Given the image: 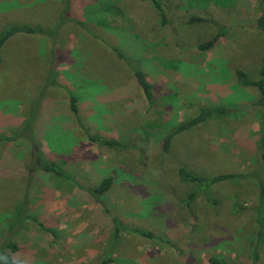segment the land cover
Masks as SVG:
<instances>
[{"label": "rangeland", "instance_id": "374dc122", "mask_svg": "<svg viewBox=\"0 0 264 264\" xmlns=\"http://www.w3.org/2000/svg\"><path fill=\"white\" fill-rule=\"evenodd\" d=\"M145 2L72 0L68 19L66 0H0V35L12 24L52 30L16 34L0 50V256L12 264H253L257 255L264 264V106L237 76L260 77L264 2L163 0L166 26L154 9L138 23L116 13ZM192 15L207 20L190 23ZM222 26L216 45L201 50ZM113 46L146 72L153 104ZM220 105L230 112L176 134L161 153V137ZM34 111L36 131L24 132ZM36 139L72 179L30 172ZM181 168L240 176L215 184L213 202ZM106 177L101 202L88 188Z\"/></svg>", "mask_w": 264, "mask_h": 264}, {"label": "trees", "instance_id": "16d2710c", "mask_svg": "<svg viewBox=\"0 0 264 264\" xmlns=\"http://www.w3.org/2000/svg\"><path fill=\"white\" fill-rule=\"evenodd\" d=\"M144 1H147L148 3L145 2L143 4H132V7L126 8L127 9L126 12L122 8V6L121 7L118 6L116 8V13L123 16L124 18L127 15L131 16L135 20V22L138 23L141 20L146 19L147 15L149 14V11H148L149 9L150 10L154 9L156 11V15H157L158 19H160V22L162 25L166 26V25L170 24V19L168 16L169 9H168L167 5L163 2V0H144ZM263 2H264V0H263ZM72 9H73L72 0H66V7H65V14H67V16H65L66 18L70 17V16H68V14L71 13ZM206 20L207 19L203 16L192 15L189 17L190 23L202 22V21H206ZM80 23H83V22H80ZM257 24H258V27L264 32V11L259 16ZM222 27L219 28V32L214 38H212L211 40H209L206 43L200 44L199 48L201 50L212 49L216 45V43L219 41V37L222 36L225 32V27L224 26H222ZM50 32H52L51 29L50 30H44L41 27L31 26V25H27V24H12V25L6 26L0 35V50L5 45V43L11 37H13L16 34H19V33L49 34ZM112 49L115 51V53L120 58L124 59L130 65V67L133 69L135 77L137 79V82H138L139 86L142 88L148 102L150 104H153L154 100H155V95L153 92V86L149 82L146 72L142 68L137 66V64L134 63L131 59H129L118 47L113 46ZM259 72H260V77L256 80L251 79L250 76L248 75V73L243 69L237 70V76H238L242 85L252 86L258 90L259 94H258V98H257L256 103L258 105L264 106V55L261 59ZM51 83L53 85H59V83L56 81H53ZM78 100H79L78 97L74 93L70 92V108H71L72 112L75 114L78 112ZM230 110H231V108L225 107L222 105L203 107L201 109V111L196 116H194V117H192V118H190L184 122H181L175 128H173L171 130V132L165 134V136L163 138L161 137V141H160L161 153L164 154L170 149L172 139L176 134L181 133V132L186 131V130H189L196 125H199L203 122L208 121L211 118L222 117V116L226 115L227 113H229ZM23 128H24V132L26 130L30 129V130H32V133H35V131H36L35 111L33 112V114H31V116L29 117L28 121L26 122V124L24 125ZM19 136H22V135L13 136V137H6V139H8V140L9 139H15ZM88 137L90 140H92L94 142H98L101 145H105V146H109V147L124 148V146H125V144L121 141H118L115 139L102 138L101 136L94 135L91 133L88 134ZM1 139H4V138L0 137V140ZM30 140L32 141L31 138H30ZM34 143L29 148V156L31 157V165L29 168L30 172L35 173V174L38 172H42V173L44 172V173H50L56 177L72 179V176L70 173H68L56 161L50 159L48 156L45 155V153L43 152V149L41 147V144L39 143V141H37V139L34 141ZM259 143H260V147L262 150V158L264 160V125H263L262 131H261ZM180 175L184 180L192 181V182L198 184V187H196V189L197 188L203 189L207 199H209L213 202H217V200H215L213 198V195H212V187L215 184L226 181V180L234 179V178L240 176L239 174H236V173H224V174H218L215 176L207 177V176L198 175V174L193 173L191 171H188L184 168L180 169ZM112 182H113L112 177H106L97 186L88 188V190L98 201L103 202L102 196H104L110 190ZM196 189L193 192H191V194L189 196V198L191 200H194L197 196ZM122 227H123L122 224L118 220H115V230L117 233H118V231L121 230ZM135 231L144 235V236H148L151 238L156 237L150 231H145V230H141V229H135ZM10 247L13 251H16V249H17L16 245L13 243H10ZM257 260H258V255L256 257H254L253 264H256ZM210 261L213 264H229L226 260L219 259L216 257L210 258ZM7 264H12V261L7 260ZM100 264H108V262H107V260H103Z\"/></svg>", "mask_w": 264, "mask_h": 264}, {"label": "clouds", "instance_id": "9594fccd", "mask_svg": "<svg viewBox=\"0 0 264 264\" xmlns=\"http://www.w3.org/2000/svg\"><path fill=\"white\" fill-rule=\"evenodd\" d=\"M0 264H7V257L0 256ZM13 264H21L20 261H14Z\"/></svg>", "mask_w": 264, "mask_h": 264}]
</instances>
